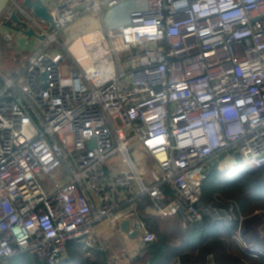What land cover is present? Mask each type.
Segmentation results:
<instances>
[{
	"label": "built area",
	"instance_id": "built-area-1",
	"mask_svg": "<svg viewBox=\"0 0 264 264\" xmlns=\"http://www.w3.org/2000/svg\"><path fill=\"white\" fill-rule=\"evenodd\" d=\"M42 1L52 29L22 0L0 18V34L16 11L45 36L22 83L0 71V261L59 264L73 242L103 249L102 221L118 232L129 222L133 260L157 240L139 214L144 199L159 217L181 216L185 230L205 217L219 229L239 224L237 205L205 203L202 185L223 152L264 173V0ZM89 14L103 35L78 64L58 37ZM137 145L153 160L149 182L133 167ZM116 155L118 172L108 167Z\"/></svg>",
	"mask_w": 264,
	"mask_h": 264
},
{
	"label": "crops",
	"instance_id": "crops-1",
	"mask_svg": "<svg viewBox=\"0 0 264 264\" xmlns=\"http://www.w3.org/2000/svg\"><path fill=\"white\" fill-rule=\"evenodd\" d=\"M108 15V14H107ZM19 17L23 19L21 14ZM126 18L125 11H119L116 13H111L107 16V24L109 26H117L121 22H123ZM48 25V24H47ZM6 33L0 34V71L9 77H17L16 79L22 83L21 73L24 71V67L27 65L29 58L33 55V53L40 49L44 40L37 39L36 42L30 43L31 39L23 36L22 34L15 33L7 28L4 30ZM4 34H10L13 37L12 41H9L5 38ZM102 24L99 16L96 14H89L87 16L81 17L75 23H73L67 30L62 32L58 40L64 43L65 48L69 51L70 56L74 57V60L78 62V64L86 62V45L94 44V42L98 43L102 39ZM21 37L27 38V42L23 45H20L18 41ZM36 39V38H35ZM17 42V43H16ZM134 154L132 155L133 159V167L137 170L141 175L144 176V179L148 182L150 181L149 169L150 164L153 165V160L148 156L145 149L142 146H135ZM231 155L228 152L220 153L218 156H215L212 161L216 164L219 171H224L226 169L233 168L230 167ZM121 164L120 155H116L109 162L108 167L113 171H116L114 167L115 165ZM238 164V162H237ZM123 166V165H122ZM63 175L65 174L64 170H61ZM152 177V176H151ZM152 181V178H151ZM167 196L169 198L172 196V191L167 188L166 189ZM237 205L236 214L242 215L239 209V205L236 201H233ZM139 214L142 220H150L151 226L152 222H156L157 229L162 234H167L174 238L175 243L181 245L182 243H188L192 240V238L209 225L215 226L211 224L208 219L205 217V221L200 224L191 225V227L187 230L184 229L183 219L181 216L174 218L167 217H159L155 214V211L150 206L148 200L144 199L142 201H138ZM264 211H256V213H260ZM252 214V215H254ZM250 215V216H252ZM249 217L245 216L244 218ZM264 216H262V224L258 227L257 233L259 239L251 242V244L247 245L241 238V242L245 247H242L241 242H237L235 236L233 238L234 244L236 246L235 249H230V251H238V254L243 259L242 262L245 263V257L251 262L258 260L259 258H263L264 256H255L254 252L257 249H261L264 251ZM240 225L237 224L234 227H225L223 229H231L236 228V234L239 232L240 237ZM122 226V224H121ZM129 225L127 226V230ZM122 229V228H121ZM219 229V228H218ZM222 230V229H219ZM97 239L99 240V245L103 246V249L99 247L94 248L97 251L104 250L107 254V262L109 264V260L111 258H116L123 264H134L136 258L131 260L130 253L133 252L139 246V240L137 235L135 237L130 236L128 233H125L123 230L118 232L108 221L100 222L97 227ZM152 232V231H151ZM190 232V234H188ZM155 235V232H152ZM255 234V232L253 231ZM235 234V235H236ZM190 235V237H188ZM256 235V234H255ZM156 236V235H155ZM67 254V253H66ZM142 254V252H141ZM140 254V255H141ZM230 252L225 253L222 247L219 245L216 249H212L207 253L203 251L200 252V255L197 258H190L188 253L184 254V258L178 259L175 264L178 262L182 264H206V263H215V264H235L233 259L226 258V255H230ZM139 255V256H140ZM225 255V257H223ZM233 255V254H232ZM245 257H243V256ZM234 256V255H233ZM66 257V256H65ZM223 257V258H222ZM235 257V256H234ZM222 258V260H220ZM239 264H243V263ZM246 264V263H245Z\"/></svg>",
	"mask_w": 264,
	"mask_h": 264
},
{
	"label": "trees",
	"instance_id": "trees-1",
	"mask_svg": "<svg viewBox=\"0 0 264 264\" xmlns=\"http://www.w3.org/2000/svg\"><path fill=\"white\" fill-rule=\"evenodd\" d=\"M232 169L219 171L212 159L209 161L206 166L207 177L202 185V200L211 205H216L217 200L221 198L236 201L244 217L250 216L256 211H264L263 170L250 168L233 171ZM143 221L149 225L152 232H155L157 240L145 247L142 254L136 258L134 264H175L178 259L184 258L185 253H188L190 258H197L201 251L207 253L212 249H216L219 245L225 253H231L226 255V258L233 259L235 264L243 261L238 251H230V249L236 248L233 240L236 228L219 230L215 226L209 225L199 235H195L190 242L178 245L175 243L174 238L158 231L156 222H152L151 226L150 220ZM242 263L264 264V259L259 258L250 262L245 257V263ZM0 264L44 263L39 262L32 256L22 254L7 262L0 261ZM59 264H108V262L107 254L104 250L88 249L83 244L73 242L68 245L66 257Z\"/></svg>",
	"mask_w": 264,
	"mask_h": 264
},
{
	"label": "water",
	"instance_id": "water-1",
	"mask_svg": "<svg viewBox=\"0 0 264 264\" xmlns=\"http://www.w3.org/2000/svg\"><path fill=\"white\" fill-rule=\"evenodd\" d=\"M11 1L12 0H0V18L3 12L8 7V5L11 3ZM21 4L22 6L27 8L30 12H32L36 18L48 24L50 26V29H52L55 26L54 18L50 14L48 6H46L42 0H22ZM4 26L7 29L18 34H22L23 36L29 39L36 38L39 40H45V36H40L35 32L34 29L32 28H28L27 30L24 29L26 23L23 20H21V18L19 17L16 11L12 12L10 20L5 22ZM89 145L93 146V142H90ZM262 216H264V212L256 213L252 216L244 218L241 221L240 238L247 245L259 239L257 230L258 227L262 224ZM128 225H129L128 221L123 222L121 226L122 230L125 233H128L130 236L135 237L137 233L133 232L130 234L127 230ZM253 231L255 232L256 235L253 233Z\"/></svg>",
	"mask_w": 264,
	"mask_h": 264
},
{
	"label": "rangeland",
	"instance_id": "rangeland-1",
	"mask_svg": "<svg viewBox=\"0 0 264 264\" xmlns=\"http://www.w3.org/2000/svg\"><path fill=\"white\" fill-rule=\"evenodd\" d=\"M37 39L33 38L31 39L30 43H34L36 42ZM27 42V38L25 37H21L20 40L18 41V43L20 45H23ZM17 43V42H16ZM229 153V152H228ZM230 154V153H229ZM238 162V164H237ZM230 164V167L233 166V171H239V170H246V169H249L250 167L247 165V163H245V161L242 159V157H240L238 154L234 155V156H231V159H230V162H228ZM150 164V169L152 170L153 169V165L151 166V162H149ZM116 167H114V169L116 170V172L120 171L121 169H123V166L122 164H117L115 165ZM149 169V170H150Z\"/></svg>",
	"mask_w": 264,
	"mask_h": 264
}]
</instances>
